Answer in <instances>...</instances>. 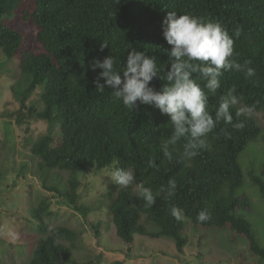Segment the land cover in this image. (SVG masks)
Returning <instances> with one entry per match:
<instances>
[{
	"label": "trees",
	"instance_id": "trees-1",
	"mask_svg": "<svg viewBox=\"0 0 264 264\" xmlns=\"http://www.w3.org/2000/svg\"><path fill=\"white\" fill-rule=\"evenodd\" d=\"M169 11L219 22L234 40L237 60H250L256 71L251 79L243 73L224 72L221 87L208 94V111L214 115L219 99L235 88L243 100L230 111L233 123L242 121L244 127L236 130L221 122L209 135L208 147L192 160L180 157L183 141L175 146L171 161L163 156L160 144L171 133L169 117L145 105L135 111L127 109L111 89L101 93L92 83L100 71L91 68L95 60L112 55L116 69L122 72L132 49L156 56L163 77L170 46L161 25ZM10 17L36 30L34 42L23 52L19 48L24 35L13 28ZM236 30L240 31L238 37ZM105 42L109 46L101 50ZM0 51L6 59H17L19 80L11 87L13 92L24 82L22 92H14L22 115L16 122L36 118L49 125L55 123L60 134L59 140L44 135L30 150L40 161L42 172L69 175L61 191L43 186L46 191L58 194L68 207L85 217L88 211L78 206L77 173L89 162L97 172L109 167L111 171L129 169L134 173V184L151 188L156 203L146 208L131 187L116 185L118 190L109 200L108 211L117 238L126 245L131 246L135 236L166 238L182 253L187 240L180 220L171 215V208L177 207L193 227L227 228L234 238H243L253 264H264V248L259 246L251 225L237 213L249 205L246 198L237 196L247 177L239 166V155L259 137L263 142L262 165L258 176L251 170L248 176L264 200V134L253 118L236 116V110L246 105L254 109L252 114L262 113L264 117V0H0ZM197 82L203 87V82ZM165 83L163 78L152 81L157 90ZM39 86L41 111L26 107ZM149 160L156 167L149 168ZM169 179L176 180L177 189L166 199L160 190L167 187ZM203 209L210 218L198 222L197 214ZM47 216L49 207L44 201L32 209L40 240L28 264H78L71 253L75 231L63 226L49 229L43 220ZM142 219L155 230L148 232ZM98 229V225L91 226L96 238L100 236Z\"/></svg>",
	"mask_w": 264,
	"mask_h": 264
},
{
	"label": "rangeland",
	"instance_id": "rangeland-1",
	"mask_svg": "<svg viewBox=\"0 0 264 264\" xmlns=\"http://www.w3.org/2000/svg\"><path fill=\"white\" fill-rule=\"evenodd\" d=\"M13 28L23 33L19 48L23 52L30 42H34L36 30L31 25L20 23L15 17ZM40 52L38 45H35ZM19 80L17 59H6L0 51V264H28L40 235L35 232L36 223L32 219V209L44 201L49 207V216L43 218L50 228L63 226L75 231V242L71 248L72 257L78 264H253L247 243L241 237H233L229 229L193 227L182 218V235L187 243L182 253L175 249L170 239H153L135 236L131 246L117 238L108 211L110 198L118 190L109 177V167L105 171H95L94 163L77 173L80 187L77 190L78 206L87 210L84 217L56 193L46 191V187L67 186L69 175L57 171H41L40 161L33 158L32 145L46 134L60 139L55 123L24 119L16 122L19 101L15 93H21L24 82L13 92L12 86ZM20 82V81H19ZM42 86H39L26 101L27 108L41 111ZM253 118L264 134L262 113L245 115ZM263 161V142L259 137L249 144L239 155V166L247 177L237 196L246 198L247 207L237 211L254 230L259 246L264 248V200L252 185L249 174L258 176ZM251 170V171H250ZM135 195L137 189L132 186ZM148 232L155 230L141 222ZM98 225L100 236L94 237L91 226ZM242 257L239 258L240 254ZM90 262V263H88Z\"/></svg>",
	"mask_w": 264,
	"mask_h": 264
},
{
	"label": "clouds",
	"instance_id": "clouds-1",
	"mask_svg": "<svg viewBox=\"0 0 264 264\" xmlns=\"http://www.w3.org/2000/svg\"><path fill=\"white\" fill-rule=\"evenodd\" d=\"M161 27L163 38L170 46L163 77L158 72L156 56L132 49L126 56L122 72L116 69V60L112 55L102 61L95 60L91 68L100 71L92 83L95 90L101 93L106 88L111 89L115 99L127 109L135 111L140 105H145L169 117L171 133L160 144L163 156L171 161L175 146L183 141L180 157L192 160L200 150L208 147L209 135L221 122L236 130L244 127L242 121L233 123L230 111L243 100L236 94L235 88H230L219 99L214 115L208 111V94H215L221 87L220 78L224 72L243 73L246 79H251L256 71L250 66V60L243 63L237 60L234 40L219 22L169 11ZM234 35L238 37L240 31L236 30ZM108 46V43H103L101 50ZM154 78H163L166 83L157 90L152 85ZM197 81L203 82V87ZM253 111L252 107L241 106L236 110V116L251 115ZM147 166L154 168L156 164L149 160ZM109 177L122 188L132 186L135 180L133 171L124 168H115L110 171ZM135 187L146 208L156 203L151 188L143 184H136ZM176 189V180L169 179L167 187H162L160 191L166 193L165 198L168 199L175 195ZM171 215L176 220L182 219L181 209L177 207L171 208ZM209 218L210 213L206 209L199 211L196 217L198 222Z\"/></svg>",
	"mask_w": 264,
	"mask_h": 264
}]
</instances>
